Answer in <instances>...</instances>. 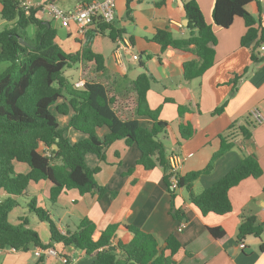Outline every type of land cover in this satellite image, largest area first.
Returning a JSON list of instances; mask_svg holds the SVG:
<instances>
[{
    "label": "crops",
    "instance_id": "1",
    "mask_svg": "<svg viewBox=\"0 0 264 264\" xmlns=\"http://www.w3.org/2000/svg\"><path fill=\"white\" fill-rule=\"evenodd\" d=\"M34 1L37 4L68 2L70 4L63 8L71 9L79 1L92 0ZM215 1L197 0L206 22L213 26L217 44L214 65L202 76L193 79L185 78L184 63L194 59L195 55H185L171 48L163 50L161 44L154 40L160 29L170 31L175 39L189 36L183 0H116V18L111 24L122 30L121 37L131 44L128 49L121 50L117 40L109 37L108 30L105 33L94 31L96 22L86 33H80L74 22L63 26L58 20L61 23L59 29L57 19L50 14L40 9L38 16L50 21L57 29L56 39L67 52L82 49L88 43L89 31H93L89 45L95 53L103 55L105 69L97 71L94 62L80 61L67 67L64 75L72 83L93 80L105 83L111 93L120 99L121 111H127V97L135 96L134 92L127 94L132 82L144 72L151 76V87L147 93L149 105L153 109L160 107V118L169 122L167 133L160 135L166 147V156L172 153L186 156L178 176L204 170L213 154L220 149L222 138L233 144L216 160L211 170L194 181L192 189L196 194L222 178L242 158L252 153L258 156L262 175L246 178L230 189L233 205L230 213L209 212L204 215L192 203L186 187L172 185L175 191L172 200V193L164 179V168L158 165L145 169L138 164L141 156L138 146L118 139L106 147L104 159L94 154H88L86 158L91 168H99L96 180L100 186L107 188L104 193L93 190L82 194L77 189H69L53 202L50 199L53 183L41 180L31 181L25 192L16 197L18 205L9 216L11 223L17 225L22 222L21 218H28L30 222L27 226L39 233L43 243H52L59 255L36 256L37 247L28 251L0 248V264H66L63 257L68 258V264L91 263L93 256L87 255L85 250L52 241L49 224L29 209L33 199L49 211L63 234L78 230L85 217L96 225L94 239H98L108 225L118 224L116 235L108 245L113 249L118 242L131 241L133 234L128 227L135 226L151 233L162 249H165L168 237L174 234L182 244L176 254V264H264V231L261 236H246L243 240L245 248L241 247L238 239L239 226L244 218L255 216L257 222L264 223V121L258 122L251 114L256 108L264 116V50L260 46L254 48L253 44H242V37L248 29L243 18L236 17L228 28L216 25L213 19ZM1 8L0 1V13ZM247 9L254 16L256 27L264 25V0L251 2ZM2 22L0 28L6 29L16 25L17 20L2 18ZM31 30L36 32L34 28ZM253 51L257 60L252 57ZM134 55L138 58L135 59ZM72 70L75 72L70 77L68 72ZM64 101L61 98L58 102ZM224 104L222 112L214 113ZM180 105L188 108L182 115ZM52 109L55 111L54 107ZM55 114L73 142L85 137L84 133L69 126L70 114ZM142 121L151 122L149 118ZM184 123H190L195 130L188 139L182 138L180 132ZM243 128L250 133L249 136ZM108 131L107 127H100L97 133L103 138ZM14 167L18 173L30 170L28 164L17 161ZM1 196L4 198L7 193ZM174 210L180 216H175ZM218 226L226 231L221 238L214 237L209 231V227Z\"/></svg>",
    "mask_w": 264,
    "mask_h": 264
},
{
    "label": "trees",
    "instance_id": "2",
    "mask_svg": "<svg viewBox=\"0 0 264 264\" xmlns=\"http://www.w3.org/2000/svg\"><path fill=\"white\" fill-rule=\"evenodd\" d=\"M0 1L2 18L17 20L16 27L0 30V64H7L0 72V248L28 251L32 247L52 246V243H43L39 233L27 226L28 218H21L22 222L17 225L11 223L9 216L18 205L16 197L25 192L31 181L41 180L53 183L50 193L53 202L69 189H77L82 194L93 190L104 193L107 188L96 180L99 168H91L86 158L88 154H94L104 159L106 147L118 139L138 146L141 152L138 164L145 169L158 165L164 168V179L174 200L169 157L160 139V135L167 133L169 122L160 118V107L153 109L149 105L147 93L151 87V76L144 72L132 82L127 94L134 92L135 96L127 97V111L123 112L119 108L120 99L105 83L93 80L77 87L64 75L67 67L80 61L94 62L97 71L105 69L103 55L95 53L89 45L93 31H89L88 43L82 49L67 52L56 39L57 29L50 21L38 16L39 7H33L27 14L18 0ZM253 1L256 0H216L213 19L216 25L228 28L236 17L243 18L248 29L242 37V44H253L255 48L264 42V25L256 27V20L247 9ZM183 2L189 36L175 39L170 31L160 29L154 40L161 44L163 50L171 48L185 55H195L194 59L184 63L185 78L193 79L214 65L217 36L213 26L206 22L197 0ZM31 24L36 26L34 38L24 33ZM96 25L94 31L105 33L108 30L113 40L122 35V30L111 23L99 20ZM21 37L29 44H22ZM252 57L257 60L254 51ZM61 98L65 101L59 103ZM225 104L214 113L222 112ZM187 111L186 106H179L181 115ZM55 113L70 114L69 126L84 133L85 137L73 142L60 126ZM143 118H149L151 122L144 123ZM100 127L109 129L103 138L97 133ZM243 129L249 136L250 133ZM180 132L182 138L188 139L195 130L190 123H184ZM232 146L222 138L220 149L213 154L204 170L179 176L178 186L188 189L192 203L204 215L209 212L230 213L233 209L230 189L246 178H258L263 173L258 156L252 153L196 194L192 189L194 181L211 170L216 160ZM15 161L28 164L30 170L27 173L16 172ZM3 193H7L4 198L1 196ZM29 209L49 224L52 241L85 250L87 255L93 256L90 264H176V254L182 248L174 234L168 237L166 247L162 249L151 233L129 226L133 234L131 241L118 242L113 249L108 245L116 235L118 224L108 225L100 237L94 239L96 225L85 217L78 230L63 234L49 211L37 205L34 199L29 203ZM173 213L180 216L177 210ZM209 231L216 238L226 234L225 229L219 226L209 227ZM263 231L264 223L257 222L255 216H249L239 226L238 239L243 242L246 236H261Z\"/></svg>",
    "mask_w": 264,
    "mask_h": 264
},
{
    "label": "built area",
    "instance_id": "3",
    "mask_svg": "<svg viewBox=\"0 0 264 264\" xmlns=\"http://www.w3.org/2000/svg\"><path fill=\"white\" fill-rule=\"evenodd\" d=\"M21 7L27 14L30 13L33 7H39L42 12L50 14L53 18L60 20L63 26H68L71 22H74L78 26L80 33H86L96 21H103L106 23L114 22L116 18V0H92L90 2L79 1L73 8L65 9L58 5L54 1H48L37 4L34 0H18ZM118 49H128L131 45L130 42L122 37L117 38ZM260 49L264 50V44L260 45ZM137 59L138 55H134ZM84 83L79 81L76 82L77 87H81ZM252 116L258 121L263 122V114L256 108L251 111ZM186 160V156L178 154H171L169 156L170 162V173L173 187L178 186V170L180 165ZM183 227L180 226L179 230ZM241 247L245 248L244 242H240ZM11 248V247H9ZM13 250H16L12 248ZM36 256H57L58 251L50 246L47 248L37 247L35 250ZM63 260L68 264V258L63 257Z\"/></svg>",
    "mask_w": 264,
    "mask_h": 264
},
{
    "label": "rangeland",
    "instance_id": "4",
    "mask_svg": "<svg viewBox=\"0 0 264 264\" xmlns=\"http://www.w3.org/2000/svg\"><path fill=\"white\" fill-rule=\"evenodd\" d=\"M59 4L61 5V7H64V6H66V5H68V4H70V3H68V2H59ZM58 4V5H59ZM59 5V6H60ZM3 22H2V16H1V13H0V26L2 25L3 26V24H2ZM56 25H58V28L59 29H61V23L57 20V22H56ZM10 28H14V27H16V25H10L9 26ZM31 28H34L35 30H36V26L35 25H33V24H31V26H29V27H27L26 29H25V31H24V33L27 35V37H29V38H34L35 37V32H32V30H31ZM0 30H3V28H0ZM7 66V64L6 63H1L0 64V72L1 71H3L4 69H5V67ZM74 72H75V70H72V72H68L69 73V76L70 77H73V74H74ZM67 73V74H68ZM75 78V77H74ZM78 78V77H77ZM77 78H75V79H77ZM55 110V109H54ZM25 208H26V206H24ZM22 208H20L19 210H21ZM21 211H23V210H21Z\"/></svg>",
    "mask_w": 264,
    "mask_h": 264
},
{
    "label": "water",
    "instance_id": "5",
    "mask_svg": "<svg viewBox=\"0 0 264 264\" xmlns=\"http://www.w3.org/2000/svg\"><path fill=\"white\" fill-rule=\"evenodd\" d=\"M188 24V20H186V25ZM20 42L22 43V44H24V45H28L29 43L23 38V37H21L20 38ZM55 147H57L56 145H55Z\"/></svg>",
    "mask_w": 264,
    "mask_h": 264
}]
</instances>
